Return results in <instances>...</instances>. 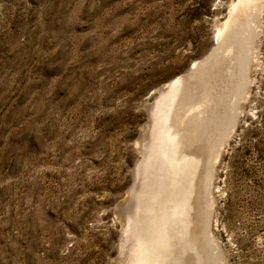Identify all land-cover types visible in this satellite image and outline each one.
Masks as SVG:
<instances>
[{
    "label": "rangeland",
    "instance_id": "1",
    "mask_svg": "<svg viewBox=\"0 0 264 264\" xmlns=\"http://www.w3.org/2000/svg\"><path fill=\"white\" fill-rule=\"evenodd\" d=\"M247 5L0 0V264H264V0ZM213 55L221 96L180 188L174 81Z\"/></svg>",
    "mask_w": 264,
    "mask_h": 264
},
{
    "label": "bare ground",
    "instance_id": "2",
    "mask_svg": "<svg viewBox=\"0 0 264 264\" xmlns=\"http://www.w3.org/2000/svg\"><path fill=\"white\" fill-rule=\"evenodd\" d=\"M242 2L245 4V7H250L247 5L249 4L250 0H242ZM253 2L255 1H252V3ZM222 33L223 31L220 33L221 40L217 46V50L219 51L220 55L224 54L226 51H229L228 49L231 47V45L227 43L222 37ZM221 60L222 56L217 58L213 55L210 64L194 66L195 71L199 73V79H197L198 84L195 85V87L191 85L188 87V81L185 82L184 78L174 81V84H177L178 82L179 88L176 91V96L173 97L174 101L171 104V108L167 116V124L164 128V136L168 141L166 156L168 157L169 164L172 165V168H176V170L174 169L172 171H174L175 177L177 178L176 181H178L180 188H182L183 181H186L184 179L190 169V166L194 163L193 154L197 152L195 150L200 149L199 144L201 143L200 140H202V130L213 118V112L216 110L215 108L218 106L217 102L220 100L221 95L218 94V89L220 87L218 88V86L220 84L219 82L222 83L223 81L221 77L223 76L221 74L222 70H220ZM196 161L197 159L195 162ZM171 200L173 205L171 204L168 206V209L171 210L170 213L172 215L179 213L182 210L184 211L183 204L187 201L180 203L179 201L176 202L174 199ZM181 218L183 217L181 216ZM169 234L170 233H168V236H170ZM170 243L172 242H168V249L169 251L171 250V252H174V247L173 245L171 247ZM166 246L167 245H165V247ZM144 247L149 250L148 244H144Z\"/></svg>",
    "mask_w": 264,
    "mask_h": 264
}]
</instances>
